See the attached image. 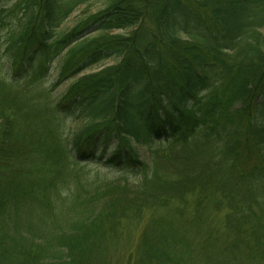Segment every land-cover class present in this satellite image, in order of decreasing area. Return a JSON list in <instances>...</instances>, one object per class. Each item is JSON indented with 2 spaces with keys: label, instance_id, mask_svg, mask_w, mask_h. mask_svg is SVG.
<instances>
[{
  "label": "trees",
  "instance_id": "trees-1",
  "mask_svg": "<svg viewBox=\"0 0 264 264\" xmlns=\"http://www.w3.org/2000/svg\"><path fill=\"white\" fill-rule=\"evenodd\" d=\"M263 28L264 0H0V264H96L123 241L130 264H194L224 207L214 243L263 263Z\"/></svg>",
  "mask_w": 264,
  "mask_h": 264
},
{
  "label": "rangeland",
  "instance_id": "rangeland-1",
  "mask_svg": "<svg viewBox=\"0 0 264 264\" xmlns=\"http://www.w3.org/2000/svg\"><path fill=\"white\" fill-rule=\"evenodd\" d=\"M106 1H98V2H94L91 3L89 5H85V6H81L80 8H78L75 12H73L69 18L63 23V25L61 26V28L59 29V33H64L70 29H72L77 23L78 21L81 19V17L87 14H90L91 12H96L98 11L99 8L103 7ZM263 33H264V28L262 29ZM115 33H124L121 31H113ZM97 35V34H95ZM62 58V57H60ZM59 58V59H60ZM57 60L54 65L53 68L51 70L50 76L48 79H46L44 81V86H50L52 85V83L57 79L58 73H59V65H60V60ZM118 61V58H108L106 60H103L101 62L95 63L91 66H89L88 68H86L85 70H83L80 74H78L76 77L71 78L69 80H66L65 82H63L62 84H60L57 89L55 90L57 95H62L67 88L69 87V85L76 80L78 77L84 75V74H88V73H93L96 71H99L103 68H105L108 65H111L115 62ZM65 129L66 132L69 133H75L76 131H79L80 129H82L83 127L86 126L87 124V120L85 119H74V118H66L65 119ZM147 148L145 146L139 147V152L143 155V157L147 156ZM245 159V158H244ZM33 160L35 161V163L40 166V163L37 162L36 157H33ZM27 160H23L21 161L22 164L24 165ZM28 166H33V162L32 160L29 162ZM80 168L83 170V172H86L87 175H89V177H95V176H99L101 178H108V179H125V178H129L130 180L134 179L135 177V171H131V169H120V168H116V167H105L104 165L100 164H95V163H88V164H84L81 165ZM161 210L158 211V215L160 213ZM209 211H211V217L212 219L210 220L211 222V228L210 230H212L213 233H211L210 238H208V233L210 234V232L208 233H203V239L197 240L196 239V243H198V245L196 244L195 246L192 245V247L195 249L194 252V256H195V263L194 264H259V262H255L252 259H243V260H239L237 259L236 255H234V253L231 254L225 252L224 249H222L223 247L226 246L227 242L230 243L228 236L225 239H222V241L220 243H218V246L214 243L216 242V235L219 234V230H221V228L224 229V222H223V215L225 214V212L227 211V208L224 207L222 208L220 211H218L217 209H212L210 208ZM208 214V213H207ZM171 218H174L173 220H171L173 223L175 222L176 225H180L181 226V222H182V217L176 213L173 216H170ZM172 223V224H173ZM128 225H132V224H128ZM208 225L202 227V228H206ZM141 228L142 232L144 229L143 225L141 224L138 227L137 232L139 231V229ZM150 231H153L154 228H152L151 226H149ZM207 229H209V226L207 227ZM207 229H205V231H207ZM190 229H188L187 231H189ZM212 241V242H211ZM128 242H121L118 244V246L116 245H111L110 250L107 251V256L105 257L104 260L99 259L97 260L96 264H130V262L127 260V254L128 251L125 250V248H128ZM248 257V256H247ZM131 264H135V262H131ZM146 264V263H143ZM261 264H264L261 263Z\"/></svg>",
  "mask_w": 264,
  "mask_h": 264
}]
</instances>
